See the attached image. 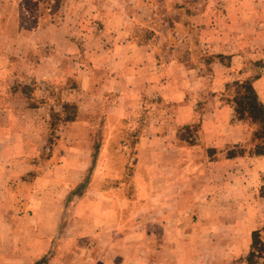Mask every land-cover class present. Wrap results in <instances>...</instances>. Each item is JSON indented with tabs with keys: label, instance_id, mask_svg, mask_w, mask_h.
I'll return each mask as SVG.
<instances>
[{
	"label": "rangeland",
	"instance_id": "374dc122",
	"mask_svg": "<svg viewBox=\"0 0 264 264\" xmlns=\"http://www.w3.org/2000/svg\"><path fill=\"white\" fill-rule=\"evenodd\" d=\"M0 36V110L26 108L46 138L16 158L53 159L72 182L53 264H70L72 238L89 264H242L232 256L246 245L230 240L242 207L231 196L202 202L197 173L215 156L264 150V137L248 112L229 115L241 143L209 149L199 132L205 121L227 135L214 118L240 97L254 93L264 108V0H0ZM184 158L186 190L176 187L182 171L168 175ZM16 217L15 238H36L35 225L17 234L33 224Z\"/></svg>",
	"mask_w": 264,
	"mask_h": 264
},
{
	"label": "crops",
	"instance_id": "0c3cea01",
	"mask_svg": "<svg viewBox=\"0 0 264 264\" xmlns=\"http://www.w3.org/2000/svg\"><path fill=\"white\" fill-rule=\"evenodd\" d=\"M6 38L14 44L19 40V34ZM1 68L4 69L6 84L10 85L8 65ZM3 100L7 102V96L2 99V102H4ZM182 104L184 105L185 102L183 101ZM219 112L214 120L216 118L217 120H227L223 127V131L227 135H222L220 126L209 125L210 127H208L204 121L199 132L204 139L201 144L209 149H221L243 142V132L239 127H237L238 134H234V140H232L229 130L233 125L231 124L233 122L229 120V115L232 119L235 118L234 108L221 107ZM29 113L31 112L26 108L24 110H0V264H37L40 261L41 264H53L60 253L52 248L57 246L59 242L56 237L58 235L56 234V226L59 215L63 213L61 205L64 203V198L69 194L72 182L66 181L63 176L62 164L53 159L38 158L41 161L31 163L23 158H16L15 151L42 150L46 144V138H44L41 129L32 131ZM33 132H37L36 135L38 136L31 138ZM187 159L184 158L181 164H176L177 166L172 169V172L168 173V175L172 174L171 176L176 177L182 171L183 175L179 177L181 184L178 180L176 187L178 186L183 190H186L184 188L190 185L191 177H194L190 173L193 160ZM207 161L199 162L197 173V179H201L197 186L199 199L203 202L215 197L217 200L222 197L230 199L231 196V199L233 198L237 204L240 203L239 208L242 207V212H239L242 214L241 217L232 214L233 216L230 218V226L232 225L231 227L236 233V236L231 237L230 240L231 244L235 240L238 246L246 245L247 249H243L241 254L233 255L232 261H241L242 264H263L261 263L263 261L258 263L257 258L264 259V252L261 255L256 254L254 245L264 246V243L261 244L259 241L260 231L261 235L264 232V154H256L254 150L237 156L218 155L210 160V163ZM35 163H37V167ZM75 165L78 167L79 163L75 162ZM186 166L187 169L182 168ZM47 167L50 169L48 170ZM173 190V192L176 191L174 188ZM237 191H240L241 197L237 196L239 194H236ZM251 191H258L254 200H249L247 196ZM225 202L231 203L229 200ZM253 204H257L258 207L255 206V208L250 209V205ZM235 210L237 209H233V213H236ZM48 214L50 215L49 220H47ZM16 216H28L31 219L29 222L33 224L21 226L17 230V234L21 232L22 235L27 230L29 231L27 235L31 236V231L36 228L35 225L38 230L36 238L33 237L32 240L25 238L26 236L22 237V240L15 238ZM37 217L38 221L36 220ZM63 224L61 222L59 226ZM82 227L84 226L79 229ZM254 234L258 238V242L257 239L254 241ZM243 235L245 236L240 237ZM262 239L260 238L261 241ZM224 244L227 246L230 243L225 242ZM78 246L79 239L72 238L69 255L64 253L66 255L62 256V261L69 256L70 264H89V259L92 261L94 255L80 256ZM51 252L57 254L53 258L51 256L48 258V253ZM222 262L223 259L220 257L215 261V264H222ZM57 263L62 264V262Z\"/></svg>",
	"mask_w": 264,
	"mask_h": 264
},
{
	"label": "trees",
	"instance_id": "16d2710c",
	"mask_svg": "<svg viewBox=\"0 0 264 264\" xmlns=\"http://www.w3.org/2000/svg\"><path fill=\"white\" fill-rule=\"evenodd\" d=\"M248 90H249V88H248ZM250 95H251V97L246 99V103H244V105L242 103L243 97H240L239 98L240 101L238 103H236V106L234 107V111L237 114L240 113L241 115H239V116H245L244 113L247 114V112H248L247 116L249 117V119H251L252 121H255L259 124V126H260L259 127V133H262V136L264 137V108L259 104L254 93H252ZM255 153L256 154H264V150L257 149L255 151ZM253 237H255V234L253 235ZM254 240H255V238H254Z\"/></svg>",
	"mask_w": 264,
	"mask_h": 264
}]
</instances>
